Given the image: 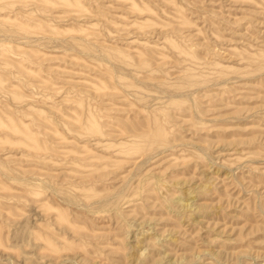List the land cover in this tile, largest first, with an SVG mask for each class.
<instances>
[{
  "label": "rangeland",
  "instance_id": "rangeland-1",
  "mask_svg": "<svg viewBox=\"0 0 264 264\" xmlns=\"http://www.w3.org/2000/svg\"><path fill=\"white\" fill-rule=\"evenodd\" d=\"M0 264H264V0H0Z\"/></svg>",
  "mask_w": 264,
  "mask_h": 264
}]
</instances>
